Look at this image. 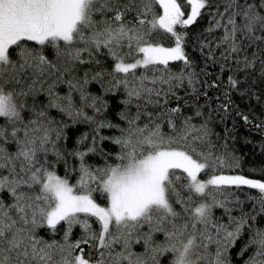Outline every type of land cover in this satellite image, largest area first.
Instances as JSON below:
<instances>
[{"label": "snow or ice", "instance_id": "1", "mask_svg": "<svg viewBox=\"0 0 264 264\" xmlns=\"http://www.w3.org/2000/svg\"><path fill=\"white\" fill-rule=\"evenodd\" d=\"M209 6L210 0L183 4L181 0H0V193L9 196L7 203L0 199V264H162L160 257L167 253L172 257L169 264H228L225 253L247 219L232 216L215 193L247 186L260 192L264 205V181L217 174L209 163L211 152L200 151L195 143L208 135L206 125L196 128L186 118L176 131L169 114L178 113L179 107L156 116L145 111L147 123L141 126V106L137 104L135 115L120 113L127 125L120 127L86 112L92 108L99 114L106 107L100 96L86 92L87 73L83 83L67 81L66 95L54 90L64 73L73 72L78 65L99 64L93 58L106 50L111 68L97 72L93 79L109 77L108 91L122 85L128 96L125 104L135 98L143 99L145 107H162L159 97L175 95L172 88L180 87L185 78L184 70L178 75L168 71L169 63L191 64L184 49L185 34L178 28L193 25ZM186 7L190 10L185 11ZM256 7L228 0L224 12L216 13L220 19L208 31L224 29L220 43L228 46L229 53L241 50L238 35L250 42L264 41V15ZM259 7L264 8V0ZM229 9L231 14L222 22ZM257 29L261 35L255 34ZM164 39L171 46H165ZM46 47L55 50L56 62L48 59ZM250 65L246 59L245 66ZM158 66H163L165 75H155L161 71ZM141 68L154 75H137ZM54 73L56 79L47 87L48 103L39 110L33 106V118L23 116L27 104L20 97L44 91L45 78ZM192 75L188 73L189 84ZM25 77L31 80L27 91L18 90ZM230 83L234 86L236 81L230 78ZM164 84L169 85L167 91L157 87ZM75 91L79 103L74 100ZM49 108L73 123L94 125L91 135L85 133L77 141L84 149L78 147L70 153L79 161L75 184L69 183L67 175H58L55 163L48 159L50 153L57 161L63 159L58 141L69 126L51 118ZM160 116L169 117L175 135L161 132ZM103 128H117L120 134L100 136ZM98 138L119 146L117 162L106 159L102 167L87 162L90 154L111 155L96 147ZM216 160L224 165L221 158ZM210 167L211 173L206 172ZM202 173L206 179L201 178ZM94 193L100 194L103 205ZM214 207L225 209L227 224L214 219ZM90 218L99 224L98 231L93 230ZM61 222L67 225L63 242L38 236V228L55 231ZM74 225L81 227L83 235L73 243L69 236ZM145 226L148 230L141 232ZM156 233L163 234L162 242L155 241ZM141 241L145 253L134 254L133 243ZM89 242L98 253L95 259L86 257L81 248ZM251 243L257 248L249 264H264V230H257ZM212 244L216 245L214 253L209 250Z\"/></svg>", "mask_w": 264, "mask_h": 264}, {"label": "trees", "instance_id": "2", "mask_svg": "<svg viewBox=\"0 0 264 264\" xmlns=\"http://www.w3.org/2000/svg\"><path fill=\"white\" fill-rule=\"evenodd\" d=\"M186 0H181L185 3ZM262 0H238L240 5L251 3L256 5V10L264 15V8H260ZM228 0H210V6L203 10L201 17L194 22L193 25L184 29H179L185 34L184 49L187 58L191 62L190 66H186L183 61L170 62L168 71L173 75H178L182 70L185 72V78L180 87H173L172 92L167 97L163 95L159 97L161 106L147 104L143 99L137 101L132 99L130 104H125L128 100L125 88L121 85L108 91L110 87L109 77L105 76L103 81L93 79V76L102 69L111 68L112 61L108 58L106 50L103 54H98L93 58L99 59L100 63H86L78 65L76 70L71 73H64L61 82H57L55 92L61 96L66 95L69 91L68 80H79L83 83L85 73L89 83L84 85V88L91 96H100L106 107L102 108L101 113L96 114L94 109L87 108L86 112L90 116H97L98 120H105L113 124L126 127V121L120 119V113L127 112L130 115L137 113V104L141 106L140 125L147 123L145 111L151 112L156 116L160 112L167 111L171 108L179 107L180 111L176 114H169L176 125V131H179L186 118H191V124L196 128L205 126L208 135L204 141L197 140L196 146L200 151L205 153L211 152L212 156L209 163L216 167L217 174H238L246 178L257 179L264 181V41L250 42L247 39H242L239 35L237 43L240 44L241 50L238 53H229L228 46L221 44V37L224 34V29L215 28L213 31H208L213 27L215 20L220 17L217 12H224ZM158 7V6H157ZM185 8V11H189ZM232 9L225 13L224 20L231 14ZM256 35H261V31L257 29ZM165 46H171L168 39L162 41ZM38 47V46H37ZM45 54L48 59L56 62L55 50L51 47L45 48ZM255 54V56L253 55ZM227 57V58H226ZM85 59L88 57L85 55ZM251 61L250 66H245V60ZM62 65V62H61ZM161 71L155 75H165L163 66H158ZM188 73H192V83L188 82ZM145 74L149 78L154 75L152 70L147 72L141 68L137 69V75ZM230 78L235 80L233 86L230 83ZM44 91L37 92L34 95L22 96L20 100L27 104V108L22 111V115L27 118L32 117V108L35 106L39 110L42 106L48 103L47 87L56 79L54 73L51 77H46ZM25 83L17 86L18 90L23 88L27 91V84L31 83L28 77L24 78ZM175 84V82H173ZM152 85L149 84V87ZM164 91L168 90L169 85H157ZM74 100L79 103L80 95L78 91L73 92ZM154 99H156L154 97ZM166 101V102H165ZM51 118H54L58 123L63 120L69 126L64 129L65 137L58 141V147L63 154V159L57 161L56 157L51 153L48 156L50 162L55 163V170L58 175L65 176L70 184H75L78 179L79 161L76 157L70 155L78 147L83 150L84 145H78V139L85 133L92 134V127L87 123H73L66 115L57 111V109H47ZM199 112V115L197 113ZM168 116H160L159 123L161 132L166 135H175L176 132L168 124ZM3 118H0L2 122ZM117 128H103L100 130V136L114 137L118 136ZM197 135V133H194ZM91 145V139L86 142ZM11 147V146H10ZM96 147L103 150L104 153H110L109 156H103L99 153L90 154L86 159L87 162L95 167H102L105 160L109 163L117 162L115 160L116 153L119 151V146L111 142V140L99 141ZM221 158L224 165L220 166L216 158ZM67 161V168L65 167ZM76 169V171H73ZM212 168L206 170L211 173ZM179 174V170H177ZM201 178L206 179L204 173ZM97 202L102 205L105 201L100 197L99 193H94ZM216 198L223 200L226 207L231 209V215L240 217L244 215L247 219L245 227L241 230L240 235L228 247L225 255L228 264H249L250 258L256 254L257 246L251 243L252 237L257 230H264V205L261 204L260 192L257 189H251L247 186H231L223 192H216ZM0 199L6 203L9 202V196L6 192L0 193ZM209 202L211 200L209 199ZM82 218L83 215L81 214ZM213 217L220 223L227 224L229 217L225 213L224 208L214 207ZM94 231L99 230L94 218H90ZM67 225L61 222L57 225V229L52 231L46 226L37 229L39 237L45 241L63 242L64 232ZM147 226L141 229V232H146ZM83 230L79 225H74L71 229L69 240L76 242L81 239ZM156 242H162L164 237L161 233L154 234ZM116 250H120V246L116 245ZM86 257L95 259L98 256L96 249L92 247V242L81 244ZM209 250L215 252L216 245H210ZM131 251L134 254L143 255L145 248L143 241L133 243ZM171 254L167 253L160 257L162 264H169Z\"/></svg>", "mask_w": 264, "mask_h": 264}, {"label": "rangeland", "instance_id": "3", "mask_svg": "<svg viewBox=\"0 0 264 264\" xmlns=\"http://www.w3.org/2000/svg\"><path fill=\"white\" fill-rule=\"evenodd\" d=\"M224 175H238V174H224Z\"/></svg>", "mask_w": 264, "mask_h": 264}]
</instances>
